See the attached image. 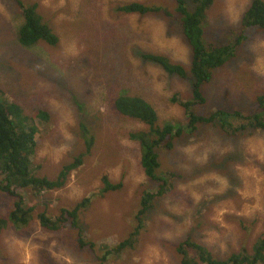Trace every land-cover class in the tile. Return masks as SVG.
Returning a JSON list of instances; mask_svg holds the SVG:
<instances>
[{"label":"rangeland","instance_id":"obj_1","mask_svg":"<svg viewBox=\"0 0 264 264\" xmlns=\"http://www.w3.org/2000/svg\"><path fill=\"white\" fill-rule=\"evenodd\" d=\"M22 1L37 3L58 36L55 45H20V8L15 0H0V90L25 114L40 110L48 115L35 121L32 161L37 173L54 177L63 163L84 152L86 127L94 142L64 187L35 196L20 193L33 206L34 217L26 226L9 222L0 230V264H97L102 250L135 226L142 191L158 189L144 175L138 143L129 137L130 131L146 125L121 116L114 98L120 92L140 93L156 109L160 124L186 125L187 111L180 102L192 98L190 49L180 32L175 0ZM131 2L164 6L171 14L120 9ZM250 2L214 0L203 26L204 41H233ZM244 34L235 56L213 69L201 86L205 100L190 110H255L253 99L264 90V31L251 27ZM142 52L182 63L187 76L167 73ZM187 131L175 138L170 150L158 151V171L171 188L154 199L134 247L105 264H180L175 247L188 236L223 257L243 245L250 249L264 229V130L231 136L218 125L199 124L193 133ZM103 175L122 186L101 193ZM83 198L90 204L78 222L94 248H80L68 223L51 230L37 218L40 212L58 215L60 208H72ZM13 201L0 190V216L8 215ZM240 218L253 221V226L244 229Z\"/></svg>","mask_w":264,"mask_h":264},{"label":"trees","instance_id":"obj_2","mask_svg":"<svg viewBox=\"0 0 264 264\" xmlns=\"http://www.w3.org/2000/svg\"><path fill=\"white\" fill-rule=\"evenodd\" d=\"M18 4L22 22L16 32V38L22 46H32L39 41L55 45L58 36L52 31L37 9V3H26L15 0ZM214 0H175V9L179 13L178 25L180 32L190 49L189 73L191 76L190 100L180 102L187 111L186 125L173 124L170 121L159 123L156 109L140 93H119L113 104L115 109L131 120L142 122L144 129H134L129 132L130 139L136 141L140 152V165L144 175L157 182L156 192L143 190L140 196L139 208L135 214V226L127 237L118 241L116 245L106 247L98 257L97 264H105L111 257L119 255L128 248L134 247L138 236L144 229L146 213L153 206L154 199L161 196L171 185L166 176H162L159 169V150H170L175 138L186 132L193 133L199 124L218 125L228 135H237L247 130H264V90L255 95L252 113H244L240 109H225L217 107L207 114H198L190 108L198 102H203L201 86L207 83L213 69L222 66L235 56L237 46L246 37L245 29L256 27L264 31V0H251L241 19L242 28L230 43H207L203 39V26L207 10ZM123 12L161 14L169 16L171 11L164 6L147 5L141 2H131L120 7ZM141 56L159 65L169 74L185 78L187 70L180 62L172 61L168 56L156 53L142 52ZM48 115L40 110L32 114L24 113L18 103L7 99L0 90V190L12 196L13 207L6 217L0 216V230L10 222L14 227L26 226L34 217L33 206L25 204V192L35 196L53 189L62 188L68 182L73 171L83 163V156L90 153L94 138L86 127L83 131L85 150L78 153L71 161L63 163L54 177L37 173L33 165V155L36 150L37 126L35 121L47 120ZM34 167V168H33ZM101 193L115 191L122 186V182L113 183L106 175L102 176ZM90 204L88 198H83L72 208H60L58 215L50 216L45 212L37 214L40 225L44 228L57 230L62 225L69 224L76 233V242L80 248H94L95 242L85 240L79 225V213ZM244 229L253 226V221L239 219ZM175 250L180 264H264V229L255 237L250 249L244 245L238 251H232L227 256L219 257L206 244L193 240L190 236L178 242Z\"/></svg>","mask_w":264,"mask_h":264},{"label":"clouds","instance_id":"obj_3","mask_svg":"<svg viewBox=\"0 0 264 264\" xmlns=\"http://www.w3.org/2000/svg\"><path fill=\"white\" fill-rule=\"evenodd\" d=\"M189 66H190V65H189ZM166 192H167V191H166ZM166 192H165V193H166ZM165 193H164V194H165ZM162 195H163V194H162Z\"/></svg>","mask_w":264,"mask_h":264}]
</instances>
